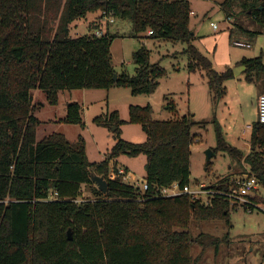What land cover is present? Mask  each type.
Returning <instances> with one entry per match:
<instances>
[{
  "label": "trees",
  "instance_id": "trees-1",
  "mask_svg": "<svg viewBox=\"0 0 264 264\" xmlns=\"http://www.w3.org/2000/svg\"><path fill=\"white\" fill-rule=\"evenodd\" d=\"M61 1L0 0V264H191L192 246L205 245L199 242L205 235L195 238L188 231L191 220L228 219L230 204L221 197L204 205L189 195L160 194L174 183L181 188L190 184L192 129L209 121L198 123L190 116L160 121L150 105L130 106L129 122L141 125L147 135L144 143L132 144L121 138L124 121L119 113H108L94 122L115 126L117 142L104 161L91 163L82 136L70 142L54 133L37 143L41 121L34 115L32 92L43 91L51 105L58 104L65 90L122 87L134 96L155 92L166 70L151 63L146 48L134 53L137 67L131 76L115 71L111 45L116 36H96L99 22L92 24L89 35L70 38L71 25L88 13H100L102 20L104 13L130 20L135 37L187 44L189 69L205 71L214 102L225 96L234 72L216 71L192 44L189 0H65L62 12ZM234 1L221 4L228 20ZM242 8L264 28V0H251ZM58 9L59 24L53 31L41 16ZM242 31L252 37L261 34ZM237 66H244V73H264L261 57L245 58ZM63 122L84 127L82 107L68 104ZM214 123L219 148L245 162L264 187V124H253L245 156L223 141ZM122 154L147 157L146 191L123 181L122 175L110 179L112 172H119L117 164L111 169V162ZM95 175L107 181V192L96 186L98 198L77 203L82 186L95 185ZM216 241L210 244L218 252Z\"/></svg>",
  "mask_w": 264,
  "mask_h": 264
},
{
  "label": "rangeland",
  "instance_id": "rangeland-1",
  "mask_svg": "<svg viewBox=\"0 0 264 264\" xmlns=\"http://www.w3.org/2000/svg\"><path fill=\"white\" fill-rule=\"evenodd\" d=\"M224 1L189 0L191 11L194 12L190 15V28L194 34L192 44L212 61L218 72L228 68L233 70L245 58L261 57L264 64V28L245 14L242 8L243 3L251 0H235L232 9L234 15L230 20L222 10L221 4ZM57 2L60 3V0ZM64 3L65 0H62L61 7L59 6L61 12ZM59 9L57 12L48 10L41 16L42 21L48 20L50 30L55 31L58 27ZM96 22L101 25V35L109 33L116 36L111 45V54L113 67L118 74L125 72L135 75L137 66L134 53L144 47L150 51L151 63H158L164 68L166 76L160 80L152 95L134 96L131 89L122 87L110 90L75 89L61 91L58 104L51 105L43 91L33 90V105L36 107L34 115L41 121L37 128V143L54 133L65 135L70 142H76L82 136L86 141L89 161L100 163L109 155L117 138L115 126L111 129L99 126L94 122L97 117H105L108 113L117 111L124 121L121 125V138L132 144L144 143L147 135L141 125L129 122L130 106L150 105L154 118L160 121L184 116H190L198 123L209 121L203 126L195 125L192 129L195 139L191 145L189 185L193 190H200L201 185L212 187L211 190L219 193L215 199L227 198L231 210L228 219L191 220L188 231L195 238L205 235L203 239H199V242L205 243L204 247L196 243L191 248V264H264V187L260 185L247 196L242 195L237 188V196L242 195L258 205L253 211L247 210L241 202L234 204L228 199L227 195L236 189V180L249 173V167L243 161L238 163L226 149L219 148L218 128L214 123L215 120L219 125V132L225 143L238 147L243 155H248L251 128L259 120V99L264 94V73L248 74L243 71L236 81L225 84V96L214 102L205 71L198 67L195 71L189 69L190 60L184 53L187 44L139 38L144 35L135 37L130 20L117 18L114 22L107 23L102 20L100 13H88L73 23L70 38L89 35L92 24ZM211 23L217 24L218 30L213 29ZM240 26L243 30L261 34L252 37L242 31ZM237 40L250 43L251 47H237L234 45ZM70 103L90 107L82 111L84 127L63 122ZM167 105L174 109H166ZM209 149L214 153L210 161L206 155ZM115 161L117 166L113 163L111 169L114 166L119 170L127 169L129 172L126 175H132L130 180L134 177L142 185L146 178L147 157L144 154L136 157L122 154ZM96 191V185L82 186L79 199L94 200L98 198ZM206 199V194H203L202 200ZM211 241L219 243L218 252L210 244Z\"/></svg>",
  "mask_w": 264,
  "mask_h": 264
},
{
  "label": "built area",
  "instance_id": "built-area-1",
  "mask_svg": "<svg viewBox=\"0 0 264 264\" xmlns=\"http://www.w3.org/2000/svg\"><path fill=\"white\" fill-rule=\"evenodd\" d=\"M191 14H194V13L192 12ZM103 20L105 22H111L112 23V22H114V17L112 14L104 13ZM211 26L213 29L218 30L217 24L211 23ZM148 34L151 35L152 31H150ZM95 35L98 37L101 36L99 31H97L95 33ZM234 45L237 47H246V48L251 47L250 43H245V42H242L239 40L234 41ZM259 121L264 124V94L261 95L260 99H259ZM249 128H251V126H249ZM119 175H122L123 180H126V183H130L132 185L138 186V187L142 188L144 191H146L148 189V184L145 180L142 182V185L134 177L131 181L130 180L131 175H129V174L126 175L124 170H119L118 173L112 172L110 174V179L115 180ZM260 185H261L260 181L256 178V176L251 174V173H248L244 176H240L236 180V189L232 190V192L229 193L227 195V197H229L228 199L230 201H232V203L238 204V202H241L242 206H244L247 210L249 209L250 211H252L251 207L252 206L257 207L258 205L252 203L248 199H245L242 195L247 196L248 194H251L253 191L257 190ZM211 188L212 187L206 188L205 185H201L200 190H193L190 185H187V186H184L183 188H181L178 183H174L170 187L162 189L160 195L162 197H175V196L185 194V195H189L193 199V201H199L200 203H202L204 205H208L211 203V201L213 199H215L216 197L219 196V193L211 190ZM237 188L240 191V193L242 194L240 197L237 196V195H239ZM203 194H206V196H207L206 201L202 200ZM221 196H224V195H221ZM84 201H86V200L85 199H77L76 202L82 203Z\"/></svg>",
  "mask_w": 264,
  "mask_h": 264
},
{
  "label": "water",
  "instance_id": "water-1",
  "mask_svg": "<svg viewBox=\"0 0 264 264\" xmlns=\"http://www.w3.org/2000/svg\"><path fill=\"white\" fill-rule=\"evenodd\" d=\"M243 71H245V67L244 66H238V67H235L233 69L234 75L236 77L239 76ZM114 78L117 79V75H115ZM114 130H115V128H114ZM206 155H207V160L210 161L212 159V157L214 156V153H213L212 150L209 149V150L206 151ZM92 181L102 193H106L107 192L108 183L104 179L103 176L95 175V176L92 177ZM68 235H69V240H71L72 238L70 236L71 235L70 231L68 232Z\"/></svg>",
  "mask_w": 264,
  "mask_h": 264
},
{
  "label": "crops",
  "instance_id": "crops-1",
  "mask_svg": "<svg viewBox=\"0 0 264 264\" xmlns=\"http://www.w3.org/2000/svg\"><path fill=\"white\" fill-rule=\"evenodd\" d=\"M193 12V11H192ZM194 13V12H193ZM238 65V63L236 64V66L235 67H238L237 66ZM234 67V68H235ZM228 69H230V68H228ZM232 69V68H231ZM240 76V75H239ZM239 76H237V77H239ZM237 77L235 76V79H233V80H230V81H236L237 80ZM230 81H228V82H230ZM227 83V82H226ZM168 107H169V105H167V107H165L166 109H168ZM85 108L86 109H88V108H90L89 106H82V111L83 110H85ZM234 147H236V146H234ZM249 148H248V152L250 151V149H251V147L250 146H248ZM236 148H238V147H236ZM239 149V148H238ZM239 150H241V149H239ZM242 151V150H241ZM113 163H115V164H117V162L116 161H112V163H111V165L113 164ZM132 176V175H131Z\"/></svg>",
  "mask_w": 264,
  "mask_h": 264
}]
</instances>
